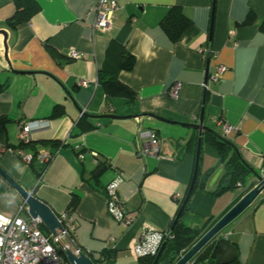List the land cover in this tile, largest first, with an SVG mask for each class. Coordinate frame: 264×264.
<instances>
[{
    "label": "crops",
    "instance_id": "0c3cea01",
    "mask_svg": "<svg viewBox=\"0 0 264 264\" xmlns=\"http://www.w3.org/2000/svg\"><path fill=\"white\" fill-rule=\"evenodd\" d=\"M98 1L36 0L38 9L27 20L7 28L14 0H0L7 46L5 58L0 35V119H7L0 122V167L58 216L76 199L68 212L74 224L71 235L85 253L98 259L109 250L113 264H139L131 250L136 236L144 229L170 231L178 201L189 189L196 149L185 147L198 133L182 123L197 122L202 108L203 125L264 174V0H116L105 30L91 27ZM171 6L180 7L191 21L175 41L160 25ZM248 14L252 19L244 22ZM111 40L135 57L131 70L118 73L137 95L131 104L123 97L107 100L97 82ZM71 50L81 57L71 58ZM216 64L225 70L205 90L201 83ZM82 79L84 86L78 84ZM175 82L181 88L171 96ZM58 105L63 112L51 116ZM29 120L49 125L32 132L29 143H19L20 124ZM225 126L231 129L225 132ZM140 127L158 135L156 155L139 154L146 142L137 137ZM43 150L52 154L45 163L36 158ZM23 153L32 159L25 162ZM199 155L201 172L210 174L204 189L190 193L189 210L216 221L243 188L209 194L225 167L216 148L203 140ZM97 159L107 167L93 184L89 178ZM117 177V194L132 219L128 226L106 209L105 185ZM253 179L250 173L251 187ZM21 204L0 177V214L13 217ZM218 235L234 245L236 264H264V191ZM200 253L187 264H215L210 258L200 260ZM104 263L103 258L98 264Z\"/></svg>",
    "mask_w": 264,
    "mask_h": 264
},
{
    "label": "trees",
    "instance_id": "16d2710c",
    "mask_svg": "<svg viewBox=\"0 0 264 264\" xmlns=\"http://www.w3.org/2000/svg\"><path fill=\"white\" fill-rule=\"evenodd\" d=\"M15 10L11 16L5 21L7 28H14L18 23L25 21L32 15L37 9L38 5L36 0H14ZM252 15L248 14L244 22H250ZM191 21L182 12L180 7L171 6L168 8L165 15L160 20V25L166 32L168 37L175 41L180 34L188 28ZM260 28L264 30V22L261 23ZM135 62V57L125 48L121 43L111 40L105 49L103 61L97 71V82L102 87L105 97L108 100L111 97H123L127 100L126 104H131L136 98V93L125 83L118 79V73L120 71L131 70ZM4 88V84L0 82V91ZM63 112L60 105L55 106L52 110L51 116H58ZM85 120L84 116H81L79 120ZM7 119H0V122H4ZM198 136L194 135L193 138L186 142V150H191L195 153L196 142ZM201 140L211 144L216 148L219 154V159L223 162L225 170L219 178L218 184L213 191H208L211 195H219L225 191L233 190L238 186L243 190L239 193L238 198L251 187V184H247L248 176L253 169L247 164L240 153H236L234 145L220 137L213 130H204L201 134ZM200 155L197 162V174L192 187L191 192L195 188L204 189L205 180L208 178L210 172H201L200 170ZM45 164L42 165L44 167ZM107 167L105 160L96 161V165L91 172L89 180H92L93 184L98 181L99 175ZM192 171V177H193ZM192 180V178H191ZM191 185V181L189 186ZM188 186V188H189ZM190 192V193H191ZM184 197L178 201V208L175 217L178 215L177 220L175 217L170 225V236L166 239L165 245L159 254L155 264H174L179 257L184 254L202 235L203 233L215 222L212 217L204 218L196 213H192L189 210L188 199L184 207L180 210ZM76 205V199L72 198L68 204L66 212L73 210ZM41 231L48 235V230L43 224L40 226ZM72 238V235L70 234ZM76 246H78L76 244ZM79 247V246H78ZM80 248V247H79ZM81 249V248H80ZM81 251L85 253L82 249ZM88 255L94 264H98L103 258L104 264H113V254L109 250H103L101 252V258L95 259ZM62 255L65 257L64 253ZM156 255L139 257V264H152ZM231 264H236L234 260Z\"/></svg>",
    "mask_w": 264,
    "mask_h": 264
},
{
    "label": "built area",
    "instance_id": "2783aa9c",
    "mask_svg": "<svg viewBox=\"0 0 264 264\" xmlns=\"http://www.w3.org/2000/svg\"><path fill=\"white\" fill-rule=\"evenodd\" d=\"M94 20L91 23L92 29H107L117 8L116 0H99L94 7ZM206 52V49H202ZM214 56V54H211ZM71 58L81 57V53L75 50L69 52ZM225 67L216 64L213 71H209L204 82L201 83L203 89H207V82L216 81L224 72ZM85 79L79 80V85H86ZM181 88L179 82H175L169 89L171 96H176ZM46 120H29L20 124L18 132L19 143L30 142L31 134L35 130L47 127ZM231 128L224 127L228 132ZM137 137L146 140L145 145L139 150V154L156 155L159 151L160 139L158 135L149 128H138ZM47 150L41 151L36 158L45 163L51 157ZM95 156L96 154L93 153ZM23 160L29 162L31 154L23 153ZM82 158V155H79ZM121 178L117 177L105 185L106 209L110 217L124 226H128L132 219L126 212L123 202L117 194V187ZM21 212L26 213V206L21 204L13 217L0 214V264H69L62 255L66 248H70L76 255L81 253V249L76 246L70 237L73 228L72 217L66 211L58 216L62 224V229H56V234L45 235L41 229V221L32 218L27 213L21 216ZM170 236L169 230L144 229L135 238L131 247L132 253L136 257L156 255L163 243Z\"/></svg>",
    "mask_w": 264,
    "mask_h": 264
},
{
    "label": "water",
    "instance_id": "95a60500",
    "mask_svg": "<svg viewBox=\"0 0 264 264\" xmlns=\"http://www.w3.org/2000/svg\"><path fill=\"white\" fill-rule=\"evenodd\" d=\"M0 35L2 36V45L4 47V57L6 58V31L0 29ZM102 118H135L138 115H116V114H102L99 115ZM182 125L192 128L197 131V147H196V159L194 165L193 177L191 185L183 199L180 210L184 207L190 192L192 190L196 174H197V162L198 154L201 146V134L204 130H211L207 126L203 125V108L200 110L199 118L194 123H182ZM236 153L238 150L234 147ZM253 176L254 185L245 191L244 194L220 217L218 218L204 233L203 235L184 253L174 264H187L196 254L200 260L212 259L215 264H229L233 262L236 256V250L224 236H219V232L234 220L239 214H241L257 197V195L264 191V174L256 172L254 169L251 170ZM0 177L16 191V193L23 200L26 206V213L32 218H38L44 227L51 234H56V229H62V224L58 219V215L52 211V209L42 200L32 194V191L23 188L15 179H13L4 169L0 167ZM178 215L175 217L177 220ZM165 243H163L155 256L152 264H155L159 254L161 253ZM65 258L69 264H94L92 259L81 252L75 254L70 248H66L64 252Z\"/></svg>",
    "mask_w": 264,
    "mask_h": 264
}]
</instances>
